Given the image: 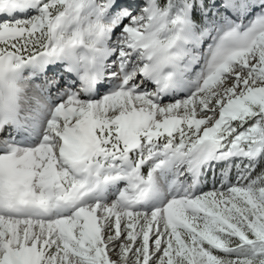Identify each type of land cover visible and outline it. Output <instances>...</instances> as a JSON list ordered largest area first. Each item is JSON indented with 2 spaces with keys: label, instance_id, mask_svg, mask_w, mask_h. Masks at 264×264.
Listing matches in <instances>:
<instances>
[{
  "label": "snow or ice",
  "instance_id": "1",
  "mask_svg": "<svg viewBox=\"0 0 264 264\" xmlns=\"http://www.w3.org/2000/svg\"><path fill=\"white\" fill-rule=\"evenodd\" d=\"M0 264H264V0H0Z\"/></svg>",
  "mask_w": 264,
  "mask_h": 264
}]
</instances>
